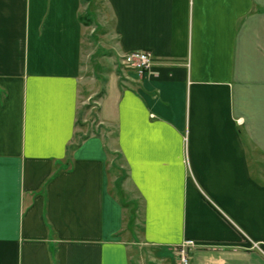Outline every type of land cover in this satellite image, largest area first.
<instances>
[{
    "label": "crops",
    "instance_id": "crops-1",
    "mask_svg": "<svg viewBox=\"0 0 264 264\" xmlns=\"http://www.w3.org/2000/svg\"><path fill=\"white\" fill-rule=\"evenodd\" d=\"M87 1L0 0V264H174L187 239L264 264V0H105L117 58L154 65L111 77L91 135Z\"/></svg>",
    "mask_w": 264,
    "mask_h": 264
},
{
    "label": "rangeland",
    "instance_id": "rangeland-1",
    "mask_svg": "<svg viewBox=\"0 0 264 264\" xmlns=\"http://www.w3.org/2000/svg\"><path fill=\"white\" fill-rule=\"evenodd\" d=\"M87 13L93 20V23L87 26L88 35L86 40L88 44L86 50H84V54L86 55V59H88V63L83 75L88 82L86 83V92L80 97L81 114L78 123L80 126L88 129L87 134L91 135L93 132L100 130V127L96 126L98 102L105 91L107 82L112 76L121 74L122 70L124 71L130 68H126L122 64L121 57L118 56L117 58L113 50L115 41L110 36L113 25L112 15L106 1L88 0L84 3L83 8V14ZM121 180L119 178L116 183L119 188L121 187ZM118 191L119 195L122 193L123 200L127 201L128 199L125 193L123 194L122 187ZM127 206L130 208V214L136 210L135 205H129L127 202ZM134 246L133 253L135 252L136 260H134L133 264H160L161 260H157L158 258H155L154 254L148 251L149 248H146L140 243H136ZM173 249L177 256L174 264H182L180 258L181 250L178 251L177 247Z\"/></svg>",
    "mask_w": 264,
    "mask_h": 264
},
{
    "label": "built area",
    "instance_id": "built-area-1",
    "mask_svg": "<svg viewBox=\"0 0 264 264\" xmlns=\"http://www.w3.org/2000/svg\"><path fill=\"white\" fill-rule=\"evenodd\" d=\"M122 64L126 68L135 69L140 74L149 71L154 65V54L151 50H135L124 54L122 57ZM257 246L256 243H254ZM197 246L196 242L192 239L185 240L182 244L177 246L180 251V258L182 264H189L190 252Z\"/></svg>",
    "mask_w": 264,
    "mask_h": 264
},
{
    "label": "trees",
    "instance_id": "trees-1",
    "mask_svg": "<svg viewBox=\"0 0 264 264\" xmlns=\"http://www.w3.org/2000/svg\"><path fill=\"white\" fill-rule=\"evenodd\" d=\"M86 1V0H85ZM81 21L85 24V25H90L91 23H93V20L90 18V16H89V14L87 13V14H83V15H81ZM121 193V192H120ZM121 199H122V201H124L123 200V195H122V193H121ZM126 205H127V203H126Z\"/></svg>",
    "mask_w": 264,
    "mask_h": 264
}]
</instances>
